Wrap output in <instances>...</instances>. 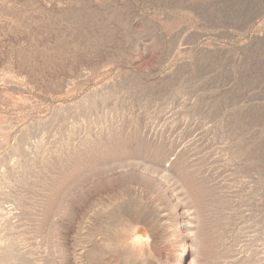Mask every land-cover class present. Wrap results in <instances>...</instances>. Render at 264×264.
Instances as JSON below:
<instances>
[{
	"label": "rangeland",
	"instance_id": "rangeland-1",
	"mask_svg": "<svg viewBox=\"0 0 264 264\" xmlns=\"http://www.w3.org/2000/svg\"><path fill=\"white\" fill-rule=\"evenodd\" d=\"M208 0H0V264H264V21Z\"/></svg>",
	"mask_w": 264,
	"mask_h": 264
},
{
	"label": "crops",
	"instance_id": "crops-1",
	"mask_svg": "<svg viewBox=\"0 0 264 264\" xmlns=\"http://www.w3.org/2000/svg\"><path fill=\"white\" fill-rule=\"evenodd\" d=\"M264 21V0H208L202 11V29L240 36Z\"/></svg>",
	"mask_w": 264,
	"mask_h": 264
}]
</instances>
